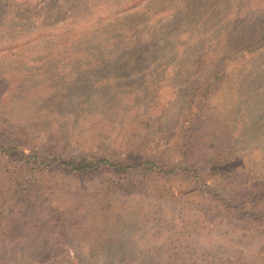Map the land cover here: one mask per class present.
Here are the masks:
<instances>
[{
  "label": "rangeland",
  "instance_id": "rangeland-1",
  "mask_svg": "<svg viewBox=\"0 0 264 264\" xmlns=\"http://www.w3.org/2000/svg\"><path fill=\"white\" fill-rule=\"evenodd\" d=\"M0 264H264V0H0Z\"/></svg>",
  "mask_w": 264,
  "mask_h": 264
},
{
  "label": "trees",
  "instance_id": "trees-1",
  "mask_svg": "<svg viewBox=\"0 0 264 264\" xmlns=\"http://www.w3.org/2000/svg\"><path fill=\"white\" fill-rule=\"evenodd\" d=\"M87 164V162L86 161H82L81 163H65V165L67 166V167H71L72 168V170L73 171H78V172H80V171H83V170H87L88 169V167H86L85 165ZM78 166L79 167H81V168H78Z\"/></svg>",
  "mask_w": 264,
  "mask_h": 264
}]
</instances>
